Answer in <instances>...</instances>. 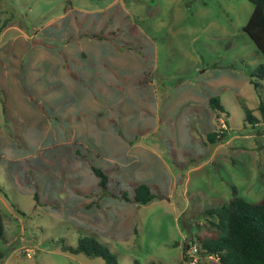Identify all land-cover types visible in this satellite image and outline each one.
I'll return each instance as SVG.
<instances>
[{
    "label": "rangeland",
    "instance_id": "rangeland-1",
    "mask_svg": "<svg viewBox=\"0 0 264 264\" xmlns=\"http://www.w3.org/2000/svg\"><path fill=\"white\" fill-rule=\"evenodd\" d=\"M252 12L249 0H0L1 24L19 29L0 39V264H105L61 251L80 236L118 264H189L185 244L212 232L202 213L234 188L261 201L264 80L250 79L264 61L243 32ZM211 132L228 138L211 144ZM140 185L158 198L110 195L133 199Z\"/></svg>",
    "mask_w": 264,
    "mask_h": 264
},
{
    "label": "trees",
    "instance_id": "trees-1",
    "mask_svg": "<svg viewBox=\"0 0 264 264\" xmlns=\"http://www.w3.org/2000/svg\"><path fill=\"white\" fill-rule=\"evenodd\" d=\"M253 4V12L243 27V32L248 35L261 53L264 61V0H249ZM7 26L0 27L1 31ZM97 38L96 36H93ZM258 80H264V62L251 76L250 83L257 89ZM211 108L218 114H226V109L216 98L209 101ZM246 121L250 126H255L259 119L246 105H243ZM264 119V103L258 107ZM227 133L211 132L207 139L211 144L223 142L228 138ZM95 177L99 180L98 187L107 195L109 176L102 170L92 167ZM109 195V194H108ZM112 197L134 202L139 205H147L157 199L147 185H140L135 190L133 199L127 192L120 195L110 194ZM94 205L89 204L87 209ZM202 218L208 221L212 227L209 235L189 243L196 244L199 249L200 264H208L206 260L214 257L212 264H264V198L259 202H248L240 197L234 188L233 198L229 203L217 209L206 210ZM210 230V229H209ZM0 239L6 242L4 218L0 210ZM184 246L185 259L189 250ZM64 253L72 255L84 254L91 259L102 258L105 264H118L116 256L111 250L92 237L80 236L75 248H69L64 244L60 247ZM6 258V252L0 251V263ZM187 260V259H186Z\"/></svg>",
    "mask_w": 264,
    "mask_h": 264
},
{
    "label": "crops",
    "instance_id": "crops-1",
    "mask_svg": "<svg viewBox=\"0 0 264 264\" xmlns=\"http://www.w3.org/2000/svg\"><path fill=\"white\" fill-rule=\"evenodd\" d=\"M1 16H2V13H0V24H1ZM5 23H3V24H1L0 25V27L2 26V25H4ZM14 24H7V26L1 31V33H0V39L2 38V36L7 32V31H9V30H11V29H16L17 31H19V29L17 28V26L15 25V26H13ZM7 71V70H6ZM6 73H8V71L6 72ZM21 77H23V75H18V78L17 77H15V78H13V79H11L13 82H14V84H15V90H16V92L17 91H23L25 94L27 93V89L25 88V87H21V88H18L17 87V84H18V81H19V78H20V82H21ZM2 77L0 76V96L1 95H4L5 96V92H6V87H5V83H3V81H2V79H1ZM28 95V94H27ZM28 98H29V100L31 101L32 99H33V97H32V95L30 94V95H28ZM2 99H0V101H1ZM1 113H6V108H2L1 109Z\"/></svg>",
    "mask_w": 264,
    "mask_h": 264
},
{
    "label": "built area",
    "instance_id": "built-area-1",
    "mask_svg": "<svg viewBox=\"0 0 264 264\" xmlns=\"http://www.w3.org/2000/svg\"><path fill=\"white\" fill-rule=\"evenodd\" d=\"M198 249L199 247L196 244H193L191 248L189 247V252H188V255H190V257L188 258L189 264H200ZM209 259L214 260V257H210Z\"/></svg>",
    "mask_w": 264,
    "mask_h": 264
},
{
    "label": "water",
    "instance_id": "water-1",
    "mask_svg": "<svg viewBox=\"0 0 264 264\" xmlns=\"http://www.w3.org/2000/svg\"><path fill=\"white\" fill-rule=\"evenodd\" d=\"M187 249H188V246H187Z\"/></svg>",
    "mask_w": 264,
    "mask_h": 264
}]
</instances>
